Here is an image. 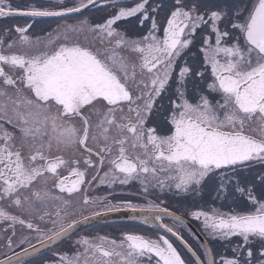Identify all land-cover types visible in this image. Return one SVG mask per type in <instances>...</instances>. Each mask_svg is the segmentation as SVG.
I'll return each mask as SVG.
<instances>
[{"label": "snow or ice", "instance_id": "1", "mask_svg": "<svg viewBox=\"0 0 264 264\" xmlns=\"http://www.w3.org/2000/svg\"><path fill=\"white\" fill-rule=\"evenodd\" d=\"M120 3L108 0L116 10L103 22L58 25L54 39L33 37L34 23L0 39V201L22 210L0 207L12 227L0 264H264V0ZM90 6L101 10L98 0L28 8L0 0V17L66 19ZM133 17L150 26L135 36L119 28ZM97 179L108 187L137 182L144 194L207 191L239 200L245 210L190 213L203 217L213 239L235 238L231 257L193 249L164 223L183 220L163 200L104 197L102 210L85 214L97 203L87 195ZM122 210L157 222L190 255L165 235L126 231L82 237L72 255L41 258L81 223ZM17 224L28 234L17 237Z\"/></svg>", "mask_w": 264, "mask_h": 264}, {"label": "flooded vegetation", "instance_id": "2", "mask_svg": "<svg viewBox=\"0 0 264 264\" xmlns=\"http://www.w3.org/2000/svg\"><path fill=\"white\" fill-rule=\"evenodd\" d=\"M13 6H19L21 8H28L31 6H45L51 7L59 3V0H10ZM78 0H65V3H68L71 6L74 3H77ZM133 6V0H121L120 6ZM98 6L100 11H97L95 8H90L88 10H82L80 14H73L69 18H58V17H45V18H35V21L31 17H20V18H3L0 17V39H4L8 42V38L16 39L17 35L14 32L16 26H26L29 23H34V27L30 29V33L33 37H40L42 40H47L49 34H52V38H55V32L59 29L58 25L62 26L64 24H74L77 19L87 18L93 23L103 22L108 15L113 13L116 9L111 7L108 4V0H98ZM164 19V14L160 13L158 17V22H162ZM119 28L121 30H128L129 35L135 36L142 32H145L150 24L146 23L143 27L139 26L136 18H129L126 21L118 22ZM8 29H12L11 32H8ZM81 43H87L81 36ZM162 122V117H158ZM9 130L10 126L5 125ZM67 175L65 171L63 173ZM96 174V169L88 170V179L91 180V177ZM100 176H103V171L100 172ZM72 179V177H70ZM51 186V181L49 182ZM58 193V189H54ZM87 195L93 199L97 200L96 205L89 207L85 214L90 213L93 210H102L103 205L100 202V198L107 197L108 201L112 203H117L120 201H131L134 204H145L147 201L152 200L159 203L161 200L164 201L163 206L167 207L172 213L176 216H180L183 220V224H179L174 221L173 217H164V223L172 227L175 231L179 232L184 239L199 252H203L204 247L212 249L213 257L219 261L220 256L231 257V249L235 246V238L233 242L229 243L222 239H213L209 236L203 226V217L199 220L191 216L192 211L202 210V211H211L213 208L218 209L222 212H228L232 209L236 211H242L244 205L242 202L237 200L233 203V198L225 200L223 196L217 199V193L212 192L209 194L207 191L201 195L194 194H181L177 195L174 192H164L161 193L158 189H150L147 194L142 192L141 186L137 182H133L130 185L119 186L115 185L113 187H108L107 185H100L99 179L93 181L90 186H87ZM82 200V195H77L74 197V202ZM239 205V206H237ZM0 207L7 209L13 214H21L22 210L10 207L7 201H0ZM50 211L55 212V208H50ZM79 211V210H78ZM131 213L127 210H122L119 212H110L105 216L97 217V223L95 225L86 227L85 229L80 230V227L72 232V234L65 238L62 242L58 244L51 245L50 249L43 250V257L47 258H59V254L67 253L72 255L77 247L76 242L82 237H88L90 239L95 238L99 235H106L111 238H120L121 234L130 231L138 234H143L152 238H156L159 235H165L178 251H181L182 255H190L187 253V250L180 243V241L173 236L171 233H167L164 229L159 227L157 222L150 224H143L139 219H127V214ZM76 218H79L77 215ZM10 221L0 220V253L7 251L6 245V236H11L12 227H10ZM49 227L51 225L49 224ZM5 229L7 230L5 232ZM15 231L17 237L21 234L27 235L28 231L26 228H23L19 224L15 225ZM17 237H13V240L16 241ZM35 242V241H33ZM205 242H207L205 244ZM15 251L21 252L22 248L16 247V244H13ZM26 247V245H25ZM10 254V253H9ZM3 256L0 255V259ZM31 259V258H28Z\"/></svg>", "mask_w": 264, "mask_h": 264}, {"label": "water", "instance_id": "3", "mask_svg": "<svg viewBox=\"0 0 264 264\" xmlns=\"http://www.w3.org/2000/svg\"><path fill=\"white\" fill-rule=\"evenodd\" d=\"M133 215H134L133 213H129V214H127L126 217H127V219H130V218H132ZM136 215H138V214H136ZM97 221H98V219H92V220H90L88 222L81 223L80 225L77 226L76 229H78L79 227H80V230L85 229L86 227L95 225L97 223Z\"/></svg>", "mask_w": 264, "mask_h": 264}]
</instances>
